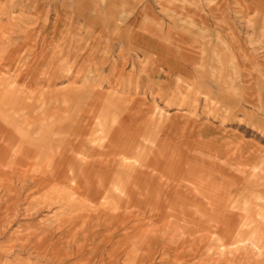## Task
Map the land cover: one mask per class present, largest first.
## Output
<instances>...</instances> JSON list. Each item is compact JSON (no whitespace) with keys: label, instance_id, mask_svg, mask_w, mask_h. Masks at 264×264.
Here are the masks:
<instances>
[{"label":"rangeland","instance_id":"rangeland-1","mask_svg":"<svg viewBox=\"0 0 264 264\" xmlns=\"http://www.w3.org/2000/svg\"><path fill=\"white\" fill-rule=\"evenodd\" d=\"M126 1L0 0V264H264V9Z\"/></svg>","mask_w":264,"mask_h":264},{"label":"crops","instance_id":"crops-1","mask_svg":"<svg viewBox=\"0 0 264 264\" xmlns=\"http://www.w3.org/2000/svg\"><path fill=\"white\" fill-rule=\"evenodd\" d=\"M81 1H83L82 2V5L83 6H88V5H86V3H87V0H81ZM86 1V2H85ZM105 1V4H107L108 6L106 7L107 8V12L109 13V14H111V16H112V18L113 19H115V17H117V12H118V10H119V8L121 7V5H123V7H128L129 5H130V3L128 2V1H126V0H104ZM250 4L251 5H254V6H258V7H260V8H262V9H264V0H250ZM133 9H135V8H131L130 10H133ZM91 17H85V19H90ZM16 19V18H15ZM264 17H261V16H258V15H248V16H246L245 17V21L247 22V26H251L252 28H254L255 30H257L258 28H260V27H263L264 28ZM120 21H123V17H121V19H120ZM139 24L140 23H135V25H136V27H139ZM171 25L173 26V27H171ZM132 27V26H131ZM171 27V28H170ZM177 27V24H170V26L169 27H167V26H162V30L160 29L159 31H158V33L160 34V35H162V34H166V33H168L169 32V36H170V33H173V29L172 28H176ZM153 31H155V30H153ZM187 37V38H191L192 37V35L188 32V33H185V34H180L179 35V37ZM3 36H1L0 35V39L2 38ZM60 79V80H59ZM58 80L60 81L59 83L60 84H63V79H62V77H59L58 78ZM55 89H57V88H55ZM66 90V89H65ZM65 90H63L64 92H60L59 90H56V92L53 94L54 96L53 97H62V96H65V97H72V96H74V97H78V96H80V97H82L81 95H78V94H73L72 92H69V91H65ZM79 97V98H80ZM167 118H170L169 117V115H165ZM46 120V119H45ZM60 130H61V128H60ZM60 132V131H59ZM59 139V138H58ZM60 141L62 142L63 141V139L61 138L60 139ZM60 141L59 142H57L56 144H55V146H57V147H54V144H53V146L51 147V144L49 143V144H47L46 146H47V148H57V150H59V148H60V151H61V143H60ZM10 144H12V142L10 143ZM12 147V146H11ZM59 147V148H58ZM60 151L58 152L59 154H60ZM12 155H13V148H10V149H7L6 147H3L2 145H0V163L1 164H4L6 161L7 162H9V161H11V159L13 160V159H15V158H17V156L16 155H14L13 156V158H12ZM8 157L9 158H11V159H9L8 160ZM28 157V156H27ZM29 158V157H28ZM57 161H59V155L57 154V155H55V157L53 158V160L51 161V163L53 164H51L50 162H49V166H53V169H54V166H55V164H57ZM52 169V170H53ZM61 177H62V175H61V169L58 171H56L55 172V175H54V178L55 179H58L59 181H61L60 179H61ZM10 204H16L17 203V201L14 199V197L13 198H10ZM15 207V206H14ZM12 209H13V207L11 208V210L10 211H7L6 213H5V215L4 216H1V218H0V221H3L4 222V225H3V227H5L6 225H8V223L9 222H12V220H14L15 219V217L13 216L14 215V211H12ZM4 218V219H3ZM7 221H9V222H6ZM30 237L28 236V239H29ZM31 240H33V238L31 239Z\"/></svg>","mask_w":264,"mask_h":264}]
</instances>
